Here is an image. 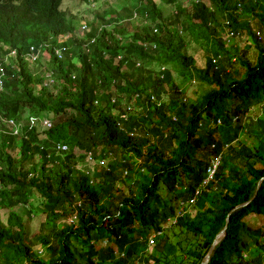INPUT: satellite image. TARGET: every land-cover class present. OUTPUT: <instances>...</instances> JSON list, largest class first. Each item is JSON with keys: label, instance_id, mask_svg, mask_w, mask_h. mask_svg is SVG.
I'll return each instance as SVG.
<instances>
[{"label": "trees", "instance_id": "trees-1", "mask_svg": "<svg viewBox=\"0 0 264 264\" xmlns=\"http://www.w3.org/2000/svg\"><path fill=\"white\" fill-rule=\"evenodd\" d=\"M64 1L0 0V209L9 210L0 219V264H157L152 236L159 254L175 249L168 221L193 235L182 251L202 264L232 209L249 201L208 264H262L264 225L249 219L264 218V116L248 114L252 103L264 111V0H131L95 16L82 36ZM82 1L89 11L101 0ZM168 6L175 11L167 15ZM190 30L216 46V57L237 56L243 75L208 51L199 67L183 39ZM225 31L252 38L255 62L231 51ZM181 79L210 89L188 103ZM22 109L31 116L14 134ZM86 159L94 171L80 168ZM136 171L134 193L117 189ZM34 200L46 212L41 254L13 209ZM69 215L72 223L59 224Z\"/></svg>", "mask_w": 264, "mask_h": 264}, {"label": "rangeland", "instance_id": "rangeland-1", "mask_svg": "<svg viewBox=\"0 0 264 264\" xmlns=\"http://www.w3.org/2000/svg\"><path fill=\"white\" fill-rule=\"evenodd\" d=\"M188 1L189 0H183V3H188ZM130 2H131V0H101L99 6H95L96 4L90 3V9L88 11L87 7L85 9V6H84L86 4L85 1H82V0H65L62 8L69 14L68 17L75 23V25L77 26V29H78L79 28L78 24L80 22L82 23V25H84L85 22L88 23V22L93 21L95 16H96V19L100 18V16H102L105 12L112 13L113 10H120L124 6L130 4ZM113 6H116V7H113ZM174 9H175L174 6L173 7L168 6L166 8V14L168 15V14L173 13L175 11ZM74 16H76V17H74ZM107 17L110 18L111 15L110 14L107 15L105 19H109ZM96 19H95V21H96ZM227 31H225L222 35H223L224 39L227 40V45L233 46L232 48H234V49L232 50L230 47H228V48L231 49V51L235 52V53L239 51V55L244 54L246 59L249 62H255V60L257 58V54H258V48L254 44L252 38L249 35L241 36L239 38H236L235 36L230 37L231 32H227ZM252 31H253V33H255L257 35V37L261 36V34L258 32V29L256 27L255 22H252ZM82 35L83 34H80V36H82ZM200 35H201L200 32L196 31L193 33L190 30L187 34H185L183 36L184 37L183 39L188 43L189 54L195 57V59L197 61V65L199 67H202V68L205 67V65H206V62H205L206 58L205 57L206 56L204 55V52L206 53L208 51L211 54L210 57L213 58L214 63L217 64L219 62V60L221 58H223L221 61V64L219 66L225 67V69L231 73L235 70V73L236 72L238 73V74L236 73L237 76L235 75L236 78H240L243 75V72L240 71L241 67H240L238 60H237L238 57L234 56L233 58H231V61L228 60V57H226L224 55H222V57H221V55L216 57L214 55V52H213L214 49H216V46L213 45L212 43L208 44V40L203 39ZM262 41H264V40H262ZM235 49H237L238 51H236ZM11 58H12V56H9L7 58V62H10ZM45 58L47 60V56H45ZM45 64H46V62L42 63V66H45ZM175 77L177 78L176 75H175ZM175 82L179 85L180 89L184 90V99L188 103L192 102L197 97H199L203 91L210 89L209 86L203 88L200 85L201 83L197 79H195V80L191 79V81L187 80V79H185L183 81V79H181V81L175 80ZM0 90H1V86H0ZM252 104L253 105L250 106V110H249L250 115L248 114V119H251V117L254 115H255V118H258V117L262 118L264 116V111L262 109V105L256 104V103H252ZM135 111H136V109H135ZM132 112H133L132 114H135L134 113V107L132 109ZM19 115H20L19 120L14 121L15 125H16V126H14V129H15L14 134H17L19 132L18 128H22L23 126L26 125V123H27L26 119L27 118L29 119V116H31V114H29L28 110H25V109L24 110L22 109L19 112ZM31 127H33V126H31ZM90 129L91 128L83 127L81 133H85V134L92 133ZM11 131H12V128H11ZM240 142L243 145H247L250 148L254 149L253 138L249 137L247 134H242L240 136ZM62 151L64 152L67 150H62ZM77 152H79V151H77ZM121 156L122 155L120 153L118 155V157L121 158ZM106 158L104 159L105 164L103 163V165H104L103 167H106V164L108 162L113 161L114 156L111 154V155H108V157H106ZM131 163L133 164V170L134 171L136 169H138L136 161L134 159H132ZM215 164L216 165L218 164V160L215 161ZM95 167H96V165H95L94 161L90 162L89 160L86 159L80 168L84 169L85 171H87L88 169H92L94 171ZM139 173H140L139 171L138 172L136 171L135 173H131L132 175L130 178H124V182L122 181L121 183L116 185L117 189H119L120 191H123V192H127V193H129V191L131 193H134L136 190V187H138L139 181L141 179V175ZM167 198L171 200V196H167ZM13 209L20 216H22L25 219V221H24L25 229H26V240L25 241L27 242V241H30V239H32L36 245L35 250L39 251V253L41 254L43 252L42 243L39 240H37L36 237L41 235V224L45 221L46 212L44 211V209H42L40 207V203L35 201V200L32 201L31 205L29 204L26 206H15ZM8 214H9L8 209H5V208L0 209V219L3 223H6L7 218H8ZM195 214H196L195 211H193L191 213L192 216H195ZM75 218H76V216L69 215L67 218L60 220L59 224H63V223L70 224L75 220ZM249 221L252 224H255L256 226H263L264 225V218L263 217L253 216L249 219ZM174 224H175L174 221H168V225L166 224L167 227H166L164 234H166L169 237L168 240L171 242L172 245H174L175 249L167 248V249H165V251L163 250L162 254H159V252H156V251H158V249L155 247L156 246V243H155V245L153 244L154 249L150 250V252L152 253V255H155L157 259L160 260L159 263H157V264H192V259L186 258L184 255L185 253L182 250L183 249L186 250L190 247H193V244H194L193 235L183 233L182 228L179 226L172 227V225H174ZM154 237L155 236H152L151 240H154ZM160 252H161V250H160ZM164 253L166 254V256L164 255ZM261 263L264 264V259L262 260Z\"/></svg>", "mask_w": 264, "mask_h": 264}, {"label": "water", "instance_id": "water-1", "mask_svg": "<svg viewBox=\"0 0 264 264\" xmlns=\"http://www.w3.org/2000/svg\"><path fill=\"white\" fill-rule=\"evenodd\" d=\"M261 181H262V180H261ZM261 181L259 182L258 187L260 186ZM249 202H250V201H249ZM249 202H247V203H239V204H237V205L232 209V211L230 212V214H229V216H228V218H227V220H226V226H225V227L221 230V232L217 235L216 239L214 240V243L212 244V246H211V248H210L208 254L206 255V257L204 258V261L202 262V264H208V262L210 261V258H211L212 254H213V251H214L216 245L218 244V242L220 241V239L223 238V237L225 236L226 229H227V225H228V223L230 222V220H231V218H232L234 212H235L236 210H238V209H240V208L246 206Z\"/></svg>", "mask_w": 264, "mask_h": 264}, {"label": "built area", "instance_id": "built-area-1", "mask_svg": "<svg viewBox=\"0 0 264 264\" xmlns=\"http://www.w3.org/2000/svg\"><path fill=\"white\" fill-rule=\"evenodd\" d=\"M233 36V33H231L230 34V37H232ZM2 76H0V84H2V78H1ZM1 86V85H0ZM12 123H15L14 121H12ZM37 123V118H33V117H31L30 118V125L31 126H34L35 124ZM42 126L43 127H50L51 126V122L49 121V120H43L42 121ZM135 133L133 132V133H131L130 135L131 136H133ZM59 150H67L68 148L66 147V146H59V148H58ZM91 159V158H90ZM218 160V159H217ZM219 163V162H218ZM216 165V164H215ZM218 165V164H217ZM215 168H216V166H215ZM213 173H214V171H212L211 172V176H210V178L212 177V175H213ZM127 174V172L125 173V175ZM149 244H151V245H153L154 244V242H153V240H150V242H149Z\"/></svg>", "mask_w": 264, "mask_h": 264}, {"label": "clouds", "instance_id": "clouds-1", "mask_svg": "<svg viewBox=\"0 0 264 264\" xmlns=\"http://www.w3.org/2000/svg\"><path fill=\"white\" fill-rule=\"evenodd\" d=\"M97 4L98 3H96V5L95 6H97ZM99 5H100V3H99ZM63 7V6H62ZM82 26V27H81ZM79 28L77 29V32H78V34L80 35V34H83V35H85L86 33H88L89 32V30L87 29V27H88V23L87 22H85L84 23V25H82V23L80 22V25L78 26ZM81 27V28H80ZM81 29V30H80ZM68 39V36H62V37H60V38H58V40H59V42L60 43H64L66 40ZM62 40V41H61ZM31 51H33V50H31ZM13 54H15V52H13L12 53V55ZM11 55V56H12ZM0 76H2L1 78H3V74L1 73V75ZM3 81V80H2Z\"/></svg>", "mask_w": 264, "mask_h": 264}]
</instances>
